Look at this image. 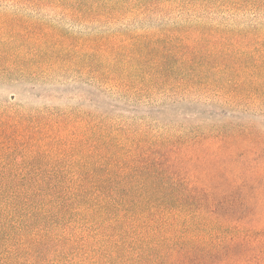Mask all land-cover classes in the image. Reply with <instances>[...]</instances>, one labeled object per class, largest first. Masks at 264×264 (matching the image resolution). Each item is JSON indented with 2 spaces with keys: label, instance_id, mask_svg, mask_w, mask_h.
I'll use <instances>...</instances> for the list:
<instances>
[{
  "label": "trees",
  "instance_id": "1",
  "mask_svg": "<svg viewBox=\"0 0 264 264\" xmlns=\"http://www.w3.org/2000/svg\"><path fill=\"white\" fill-rule=\"evenodd\" d=\"M155 14L186 18L125 19ZM263 16L264 0H0L17 101L0 106V264H264ZM58 83L88 84L93 109L20 104ZM157 93L184 124L136 115Z\"/></svg>",
  "mask_w": 264,
  "mask_h": 264
},
{
  "label": "rangeland",
  "instance_id": "2",
  "mask_svg": "<svg viewBox=\"0 0 264 264\" xmlns=\"http://www.w3.org/2000/svg\"><path fill=\"white\" fill-rule=\"evenodd\" d=\"M126 23H131L130 26H132L133 29H140V28H146L150 29L154 25H157L160 21L172 23V22H180L184 21L186 16L182 14H155L153 17L146 18L142 16H136V15H130L127 16ZM264 17V16H263ZM221 18V17H220ZM219 17H213V19H210L208 17H204V21H220ZM239 22L247 23L251 17L246 15H240L238 18ZM23 87V86H21ZM31 86H27V88H22L21 91L24 93L22 97L19 99V102L21 105L29 108V109H39V108H48V107H55L59 109H80L83 111L92 110L94 106V94L92 92V88L88 86V84H80L79 86L74 84H56V85H50L48 87H44L41 89H38L36 91L30 90ZM16 91L13 89V87L8 85L0 84V106L7 105V104H13L16 103L11 99V93ZM201 97H204V95H200ZM176 97V96H174ZM173 100L168 99V96H165L164 94L157 93L152 96L151 98V106H145L141 110L136 112V115L138 117L145 119L148 122L151 121H157V124H165V123H176L181 125L184 124V114L186 113V110L188 109V106H180L178 108H172L173 106H166L162 109L159 108V105L166 104L170 105L172 104ZM103 103H100V105ZM105 104L103 105V107ZM120 114V113H119ZM250 114V112H249ZM118 115V114H114ZM123 115V114H122ZM125 116L131 115L130 112H127L124 114ZM238 115H229V119H235ZM251 117L247 118V120L251 122L258 123L257 120ZM216 120V119H215Z\"/></svg>",
  "mask_w": 264,
  "mask_h": 264
}]
</instances>
